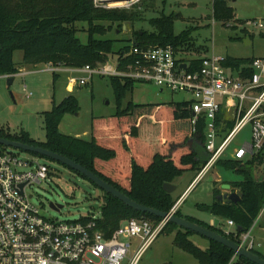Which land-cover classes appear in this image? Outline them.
I'll return each mask as SVG.
<instances>
[{
  "label": "trees",
  "instance_id": "16d2710c",
  "mask_svg": "<svg viewBox=\"0 0 264 264\" xmlns=\"http://www.w3.org/2000/svg\"><path fill=\"white\" fill-rule=\"evenodd\" d=\"M140 17V13L134 10L97 6L95 0H0V75L11 78L19 72L14 59L15 52L19 50L23 51L22 63L25 65L44 63L79 68L105 63L116 55L122 68L126 65L122 53L128 51L131 45L124 43L117 50L116 41L125 40L104 37L112 30L113 24L119 23L122 30L124 23L140 20ZM213 18L224 23L236 19L229 0H213ZM176 20L174 14H161L150 19L153 31L137 32L135 41L140 45H172L176 52H187L192 40L191 30L185 29L177 34ZM103 22H108L109 26ZM82 30L88 32L87 43H82L78 37V32ZM261 36L264 38V32H261ZM196 56L192 59V69L201 62V56ZM254 59L226 56L224 65L239 69L251 64ZM109 79L116 97L117 111L110 118L95 119L91 139L60 131L64 116L80 109L77 96L72 94L59 103L54 102L50 110L43 112L46 124L44 141L34 139L26 130L11 132L3 127H0V136L62 154L93 171L138 203L169 212L178 198L174 192L169 193L164 189V183L175 184L176 179L184 173L199 172L209 159L204 148L205 123L201 119L193 130L191 101L157 105L130 101L124 107V101L134 90L136 81L116 76ZM168 114L170 118H167ZM231 127L232 123H228L225 129ZM190 139L192 145L188 144ZM216 165L242 177L241 180L226 183L231 185L232 191H241L243 197L239 202L222 200L220 190L215 187L213 203L198 204L197 208L225 222L233 221L232 230L227 233L222 227L185 216L180 209L176 215L241 243V236L251 230L264 208V147L244 160L221 158ZM50 169L53 174L52 166ZM70 169L97 187L85 175ZM101 191L104 192V201L99 227L107 234H111L127 219L148 218L156 223L162 220L151 213L137 211L112 194ZM80 220L86 222L90 216ZM162 233H174V245L195 257L199 264H229L231 261L232 264H253L213 240L208 239L207 248L200 247L191 239L194 232L173 222L168 221ZM251 250L264 258L256 247Z\"/></svg>",
  "mask_w": 264,
  "mask_h": 264
},
{
  "label": "rangeland",
  "instance_id": "374dc122",
  "mask_svg": "<svg viewBox=\"0 0 264 264\" xmlns=\"http://www.w3.org/2000/svg\"><path fill=\"white\" fill-rule=\"evenodd\" d=\"M234 8L236 19L229 23L216 21L213 18V0H116L105 2L106 8L128 9L140 13V20L126 22L119 29V23L112 25L104 38L123 39L116 41V49L124 43L132 44L137 39V32L153 31L149 21L161 14L177 16L175 32L178 34L185 29L191 30L192 40L189 56H212L224 58L232 56L237 58L264 57V38L261 32L264 27V0H229ZM148 7V8H146ZM243 21V22H241ZM256 22L257 24H254ZM109 26L108 22H103ZM82 43H87L88 32H78ZM129 39H132L130 41ZM128 40V41H127ZM184 47V46H183ZM182 48V47H180ZM185 53V52H184ZM190 53V54H189ZM192 53V54H191ZM186 55V54H183ZM116 55L111 60H116ZM17 63L23 59V51L15 52ZM23 74L15 77L9 84L7 79H0V126L11 132L26 130L38 140H45L46 124L44 111L50 110L53 101L61 102L70 94L77 96L80 109L75 113H67L60 125V131L65 134L87 131L81 135L84 138L92 137L96 118H110L117 111L116 97L108 77L94 76L86 85H76L74 92L67 91V83L71 77L80 78V72H61L48 69L47 64L36 66L25 65ZM17 74V73H16ZM32 93L30 96H28ZM192 96L183 92L160 91L157 86L136 82L132 93L124 101V107L130 101L136 104H166L169 102L190 101ZM150 118V117H148ZM169 117V114L167 115ZM252 141V127L247 125L235 138L230 147H239ZM2 148L1 150H11ZM22 160H37L51 165L52 175L41 183H34L28 187L33 194L32 202L40 209V213L47 219L59 221H77L88 215L100 216L103 194L100 188L83 179L70 168L47 158L18 149H12ZM28 168L25 166L24 169ZM198 171H189L177 178V190L174 196L180 202L181 212L187 216L196 217L211 225L221 226V218L207 211L197 208L198 204H212L214 201V188L224 192V184L228 181L241 180L242 177L231 170H225L218 165L207 172L195 186L182 196ZM218 176V178H217ZM218 180V181H216ZM187 194V195H186ZM51 202L60 204V210L54 209ZM176 202V203H177ZM264 212V211H263ZM262 212V213H263ZM252 227L250 233L255 237V246L261 247L264 252V213ZM223 221V220H222ZM223 223V222H222ZM224 227L227 231L233 226ZM191 239L202 248H207L209 240L204 236L193 233ZM174 233L160 234L153 244L144 252L139 264H199L198 260L188 252L178 248L173 243Z\"/></svg>",
  "mask_w": 264,
  "mask_h": 264
},
{
  "label": "built area",
  "instance_id": "2783aa9c",
  "mask_svg": "<svg viewBox=\"0 0 264 264\" xmlns=\"http://www.w3.org/2000/svg\"><path fill=\"white\" fill-rule=\"evenodd\" d=\"M108 1L95 3L106 8ZM259 26L264 27L263 23ZM184 52H176L172 45H140L133 40L130 49L122 53V59H126L122 68L118 56L115 61L68 71L84 74L71 79L76 85H86L94 76H116L155 85L160 91L190 94L193 130L202 119L204 148L209 155L195 183L221 158L244 160L263 149L264 57L233 69L224 65L226 57L206 55L192 69V59L198 56ZM48 69L60 70L53 65ZM228 123L232 127L225 129ZM247 125L252 127V141L230 149ZM50 167L33 159L24 161L12 149L0 151V264H139L168 220L156 223L148 218H131L107 234L99 227L101 214L88 215L90 220L86 222L47 219L33 204L34 195L28 187L48 179L52 175ZM180 202L169 212L176 213ZM228 224L233 226L234 222ZM250 231L241 236V244L252 249L255 241Z\"/></svg>",
  "mask_w": 264,
  "mask_h": 264
},
{
  "label": "water",
  "instance_id": "95a60500",
  "mask_svg": "<svg viewBox=\"0 0 264 264\" xmlns=\"http://www.w3.org/2000/svg\"><path fill=\"white\" fill-rule=\"evenodd\" d=\"M13 81H14V78L11 77L8 83L11 84L13 83ZM188 144L192 145V139L188 141ZM0 145H3L7 148L18 149V150L27 151L30 153H35L40 156L49 158L53 161L59 162L85 175L90 181L95 183V185L98 188L104 190L105 192L109 194H112L116 198L123 201L126 205L134 208L137 211H140L143 213H151L153 215L160 217L162 220H168L170 222H173L185 230H190L194 233H198L204 236L205 238L209 240L216 241L230 248L231 250H233L238 256L245 257L253 264H264L263 257H261L260 255L252 251L250 248H247L246 246L242 245L241 243L233 241L232 239L210 228H207L198 223L192 222L185 217L178 216L176 215V213L164 212V211L140 204L137 201L130 198L125 193L118 190L115 186H113L109 182L102 179L100 176L96 175L93 171L87 169L80 163H77L76 161L62 154L56 153L54 151H51L41 146L30 145V144L23 143V142L16 141V140H10V139H7L1 136H0ZM163 186H164V189L169 193H173L177 188V186L173 183H164ZM224 186L227 187V189H230L231 187L230 184H225ZM242 197H243V193L241 191H235L229 195L228 201L239 202L242 199ZM220 199H223V198L220 197ZM50 204L54 209H57V210H60L63 207L62 205L55 204L53 202H51ZM164 264H168V263H164Z\"/></svg>",
  "mask_w": 264,
  "mask_h": 264
},
{
  "label": "crops",
  "instance_id": "0c3cea01",
  "mask_svg": "<svg viewBox=\"0 0 264 264\" xmlns=\"http://www.w3.org/2000/svg\"><path fill=\"white\" fill-rule=\"evenodd\" d=\"M23 60V59H22ZM48 65V67H49V64H47ZM18 67H19V72L17 73V74H15V75H13L12 77L14 78V80H15V77L17 76V75H19V74H23V72L25 71V64H23L22 63V61H20L19 63H18ZM57 68H59L60 70L59 71H65V72H68V70L69 69H71V67H65V66H60V67H57ZM56 72V71H55ZM69 72H73V71H69ZM72 78H76L75 76L74 77H71L70 79H69V82L67 83V91L68 92H74V88H75V86H76V84H71V79ZM0 79H7L8 81H9V79H10V77L8 76V75H0ZM71 95V94H70ZM72 95H74V94H72ZM69 96V95H68ZM76 96V95H75ZM55 102V100L53 101V103ZM61 124H62V122H61ZM60 124V125H61ZM1 127V126H0ZM16 132H18V131H16ZM82 133H84V134H86L87 133V131H83V132H79V133H76V135H74V136H76V137H80V138H84L81 134ZM65 134V133H64ZM68 135H70V134H68ZM73 136V135H72ZM92 136H93V134H92ZM92 137H90V138H84V139H91ZM34 139H36V138H34ZM36 140H38V139H36ZM38 141H44V140H38ZM216 166V165H215ZM215 166L213 167V169L215 168ZM217 178H218V176H217ZM194 179L195 178H193V180L191 181V183L189 184V186L186 188V190L183 192V194H182V196H184L185 195V193H188L194 186H195V184L197 183V182H195V183H193V181H194ZM216 181H218V180H216ZM216 182H215V187H216ZM229 184V183H228ZM176 185V184H175ZM225 185V184H224ZM177 186V185H176ZM224 192L223 193H221V196L220 197H222L223 199L222 200H228V197H229V195L232 193V192H235V191H232V189H231V187H230V189H227V187H224ZM176 190H177V188H176ZM175 190V191H176ZM187 195V194H186ZM226 196H228V197H226ZM179 208H181L180 206H179ZM181 210V209H180ZM264 213V212H263ZM262 213V214H263ZM260 216V215H259ZM262 216V215H261ZM260 216V217H261ZM259 218V217H258ZM257 221V220H256ZM255 221V222H256ZM223 222V223H222ZM228 224V221L227 222H225V221H222L221 220V223H220V225L221 226H219V227H222L223 229H225L224 227H227L226 225ZM255 224V223H254ZM211 225H213V226H216L215 224H213V223H211ZM254 226V225H253ZM218 227V226H217ZM228 229H229V226L227 227ZM228 229H226V231L228 230ZM251 234V233H250ZM251 237L254 239V241H256L255 240V237L254 236H252V234H251ZM259 243H261V246H258V248H256L257 250H259V251H262L261 249V247L263 246V243L262 242H260V241H258ZM256 247V246H255ZM261 253H263L264 254V252H261Z\"/></svg>",
  "mask_w": 264,
  "mask_h": 264
},
{
  "label": "bare ground",
  "instance_id": "6f19581e",
  "mask_svg": "<svg viewBox=\"0 0 264 264\" xmlns=\"http://www.w3.org/2000/svg\"><path fill=\"white\" fill-rule=\"evenodd\" d=\"M109 1H116V0H109Z\"/></svg>",
  "mask_w": 264,
  "mask_h": 264
}]
</instances>
